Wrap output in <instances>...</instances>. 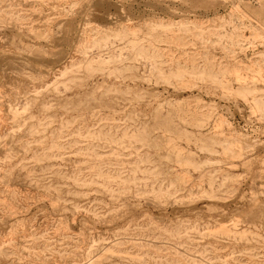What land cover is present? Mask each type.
Listing matches in <instances>:
<instances>
[{
	"label": "rangeland",
	"instance_id": "rangeland-1",
	"mask_svg": "<svg viewBox=\"0 0 264 264\" xmlns=\"http://www.w3.org/2000/svg\"><path fill=\"white\" fill-rule=\"evenodd\" d=\"M263 0H0V264H264Z\"/></svg>",
	"mask_w": 264,
	"mask_h": 264
},
{
	"label": "crops",
	"instance_id": "crops-1",
	"mask_svg": "<svg viewBox=\"0 0 264 264\" xmlns=\"http://www.w3.org/2000/svg\"><path fill=\"white\" fill-rule=\"evenodd\" d=\"M264 1V0H263ZM261 7H264L263 5Z\"/></svg>",
	"mask_w": 264,
	"mask_h": 264
}]
</instances>
